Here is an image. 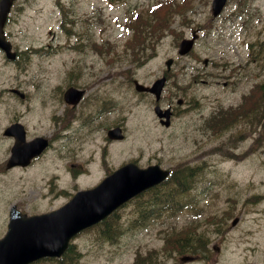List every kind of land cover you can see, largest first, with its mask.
I'll return each instance as SVG.
<instances>
[{
    "label": "rangeland",
    "instance_id": "rangeland-1",
    "mask_svg": "<svg viewBox=\"0 0 264 264\" xmlns=\"http://www.w3.org/2000/svg\"><path fill=\"white\" fill-rule=\"evenodd\" d=\"M59 1L67 4V21H72V29L78 34L82 33L76 50L75 37L67 38V53L73 55L67 59V68L74 67L78 71L76 78L72 79L74 83L86 84L98 74L111 76L116 68L121 70L122 76L129 72L127 78L132 75L141 82L149 83L165 72L164 61L167 58L174 61V67L168 73L171 78L163 102L169 104L171 98L181 95L187 100L188 106L177 109L175 126L163 137L168 154L163 153V127L152 112L153 99L136 93L133 86H128L127 83L116 88L115 82L111 81L104 89L107 96L126 103L130 110L125 113V123L128 141L131 143L124 145L122 154L135 152L138 155L142 149L144 158L140 159L141 164L149 159L152 162L160 161L165 167L187 163L191 165L199 157L201 166L196 173L195 185L187 183L183 192L173 194L172 184L167 183L119 210L118 215L109 222L122 223L125 229L120 237V246L105 242L102 247H90L93 240L91 236H85L88 264H99L100 261L101 264H111V260L122 251L132 253L137 245L152 247L162 244V241L165 245V237L180 229L189 233L187 242L191 241L193 230L196 229L199 243L205 246L200 252L205 256L213 255L211 244L214 241L219 239L225 244L227 248L224 249V256L217 257L218 264H223L226 259L264 264V123L260 128L256 127L259 129L260 141L254 144V152L244 150L245 157L237 162L226 157L224 150L222 153L217 151L220 143L228 139L231 130L215 135L204 127V119L215 109L236 103L238 97L254 83H264V0H239L243 5L241 13H238L236 5L238 0H228L217 18L211 16V0ZM165 1L171 2H166L171 5L166 16L168 25L158 31L153 49L148 47L141 53L144 58L139 64L140 59H134L129 49L135 51L134 18L142 15L147 21L154 23L159 19L149 10ZM90 6L97 9L102 17L97 22L100 27L95 31L91 30L94 35L87 32L90 27ZM174 6L182 8L179 10ZM55 7V0H19L15 4L6 31L16 48L20 49L25 44H39L42 34L59 18L49 10H56ZM191 31L199 35L195 47L189 54L180 57L177 45L182 38L189 37ZM60 35L55 30V43L63 42ZM91 36L95 38L89 39ZM94 43L103 46L104 51H96ZM61 57L62 53H59V58ZM204 60H207L206 64ZM55 61L47 63L39 56H33L32 68L37 69L42 65L45 71L55 69L58 66ZM17 74L16 64L8 67L0 62V89L13 84L17 80ZM41 74L39 71L33 76L39 77ZM51 74L54 75L55 70ZM215 83L228 86L222 89L215 87ZM91 96L92 94L83 107L89 104ZM254 104H264V88H260ZM9 107L12 108L13 105L10 106L7 102L0 105V128L11 119L12 113L7 110ZM20 109L24 114H31L25 103H20ZM117 117L120 118L119 112ZM240 126L244 125L234 128ZM249 130L250 127H246V131ZM48 132L50 133L49 130ZM100 132L97 130L91 135H99ZM91 135L84 139L89 140ZM252 143L253 136L244 137L239 144L241 149H246ZM109 146L114 147L108 145L98 148L97 156L101 160L104 158L111 166L113 149L110 150ZM77 154L79 153L67 152V161H74ZM48 171V166H38L29 170L26 178L20 180L0 178V223L6 218L5 210L10 202L20 204L28 199L31 205L33 199L54 186L48 184L46 179H42L40 188L26 186L38 173L42 177ZM82 179L83 176L79 180L81 184L67 182L58 185L67 187V193L94 185L82 183ZM234 181L239 182L240 186H236ZM7 193H19L22 198H13ZM252 194L262 197L258 201L251 200L249 197ZM155 201H164L165 207L167 206L154 213V216L158 214L160 217L150 218L152 225L161 224L153 227L157 230L145 225L140 216ZM28 211H32L30 207ZM234 214L239 215L241 222L236 231L230 232L229 219ZM137 216L139 221H133Z\"/></svg>",
    "mask_w": 264,
    "mask_h": 264
},
{
    "label": "flooded vegetation",
    "instance_id": "flooded-vegetation-1",
    "mask_svg": "<svg viewBox=\"0 0 264 264\" xmlns=\"http://www.w3.org/2000/svg\"><path fill=\"white\" fill-rule=\"evenodd\" d=\"M132 80L133 79L128 78L125 81L130 82ZM14 88H18V87H14ZM11 89H12V87H9L7 89V91L10 92L11 94L17 96L16 94L11 92ZM31 95H32V101H33V99H38L41 104H36L34 102H31V101H29L27 103V105L31 111V114L29 115L30 120H32V119L36 120V125H34L35 128H33V129H35V132H33V131L27 132V130H26V136H28L29 138L33 137L35 133L38 134V131H47V130L52 129L55 125V123L52 119V114L54 112H57V110L54 106V102L49 103V97L50 96L46 97L43 94H40V93L38 94L37 91H33L31 93ZM24 98H25V100H24L25 102L27 101L26 100L27 98L29 99L28 95H25ZM168 106H170V109H171V112H170L171 118H170V122H169L168 126L163 125V135H162L163 153H166V154H168L167 144H166L165 140L163 139V137L167 135L168 131H170L174 128L175 121L177 119V117H176L177 116V109H179L177 106H173V104L172 105L169 104ZM187 106H188V102L185 101V108ZM156 120L159 123L157 118H156ZM17 122L22 123L19 120V115L16 114L14 119L12 121L8 122L7 125L10 126L11 124L17 123ZM37 126H39V127H37ZM26 127H27L26 124H24L25 129H26ZM1 130H0V173L4 174L8 178H13V177L22 178L24 176L26 168L33 169L40 164L42 159H38V157L43 152L40 154L33 155L30 158L29 163L26 165H23L22 163L12 164L14 160H13L12 154H11V147H12V144L14 142V138L12 135L3 134L4 128H2ZM88 138L90 140L94 141L96 137H91V138L88 137ZM132 138H133V135H132ZM8 140H9V143H8ZM99 140H100L101 146H102L103 138L100 137ZM129 143H131V142L128 141L127 132H125L123 140L119 141V143L106 140V143H105L106 147L108 145L114 146V147L109 146L110 150L113 149L112 156L110 158L112 167L121 166V165L127 163L128 161L134 162L135 164H137L141 168L149 166L153 163L149 159L147 161H145V163H143V164L140 163V159L144 158V151L142 149L140 150V153L138 155H136L135 152L132 154H129V155L122 154L121 149L124 147L125 144H129ZM163 156H164V154H163ZM156 162H158L159 164L161 163L160 161H156ZM115 163H117L118 165H115ZM79 245L80 244L77 240H73V242L71 244L67 245V250L65 251L66 255H63L60 259H54V264H76L77 262H79L81 260V256L78 254V250H77V247ZM214 259H216V258H214ZM159 260H162V262H160ZM168 262H171L173 264H185V263H182V262L176 260V257H174V256L135 257L134 260L131 262V264H167Z\"/></svg>",
    "mask_w": 264,
    "mask_h": 264
},
{
    "label": "water",
    "instance_id": "water-1",
    "mask_svg": "<svg viewBox=\"0 0 264 264\" xmlns=\"http://www.w3.org/2000/svg\"><path fill=\"white\" fill-rule=\"evenodd\" d=\"M11 0H2L0 3V20L1 22L4 20L6 11L8 10V7L10 5ZM225 3V0H213L212 2V11L214 15H217L221 8L223 7ZM0 31H1V26H0ZM193 40H183L180 43L179 47V53L180 54H185L187 53L191 46H192ZM172 60L169 59L166 61V65L170 66ZM163 85V79L158 80L155 82L152 87L146 88L141 86L140 84L136 83L135 87L137 90H146L153 92L156 95V98H159V94L161 91V87ZM155 112H157L159 115H161L159 112V108L155 107ZM168 111L165 110L163 113L166 117L168 118ZM164 124H168L167 122H163ZM118 131H111L109 132V136L112 137H119L117 135ZM166 173H163L157 166H152L150 168H147L145 171H138L134 166L129 165L124 168H121L118 170V172L115 174L117 176L116 180L113 182L114 187L116 188L117 193L119 194V197L114 201L110 202L109 204L105 205L103 209L102 216L106 215L111 209H113L115 206H117L121 201L126 200L133 194L143 190L146 188L147 184L146 183H154L165 177ZM127 177V179H124V177ZM111 181H107L106 183L102 184L100 188L97 191H102L106 186L111 185ZM109 191H112L110 189ZM97 215L93 216L91 221L88 222L87 224L93 223L96 221ZM101 218V215L100 217ZM98 218V219H99Z\"/></svg>",
    "mask_w": 264,
    "mask_h": 264
},
{
    "label": "trees",
    "instance_id": "trees-1",
    "mask_svg": "<svg viewBox=\"0 0 264 264\" xmlns=\"http://www.w3.org/2000/svg\"><path fill=\"white\" fill-rule=\"evenodd\" d=\"M171 7L165 8V6L158 12H154L155 16L158 13L159 20L150 23L147 20H142L141 17L135 20L134 26V39L137 44H146L151 40L157 39V33L160 29H163L168 24L166 14L170 11ZM163 10V11H162ZM180 10V9H179ZM177 177H182L180 172H175Z\"/></svg>",
    "mask_w": 264,
    "mask_h": 264
}]
</instances>
